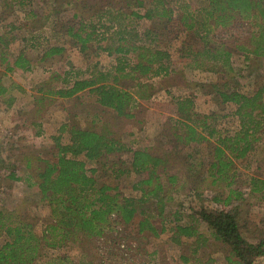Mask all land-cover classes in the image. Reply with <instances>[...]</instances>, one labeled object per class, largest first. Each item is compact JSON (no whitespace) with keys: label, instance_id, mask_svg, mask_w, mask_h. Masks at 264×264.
I'll list each match as a JSON object with an SVG mask.
<instances>
[{"label":"rangeland","instance_id":"374dc122","mask_svg":"<svg viewBox=\"0 0 264 264\" xmlns=\"http://www.w3.org/2000/svg\"><path fill=\"white\" fill-rule=\"evenodd\" d=\"M20 1L0 0V53L7 55L9 61L18 53H23L30 66L28 69L5 71L4 65L0 64V83L6 87L0 95L2 212L27 215L33 222L35 233L45 234L51 222L50 207L40 199L38 188L29 176L30 169L25 168L26 157H29L31 165H40L41 159L54 160L56 137H60V142H67L68 129L72 125L112 134L118 139L120 148L106 154L100 162L88 161L83 156L80 158L85 161L87 171L96 169L94 175L98 182L116 186L124 196L139 197L137 186L141 174L130 169L132 151L154 146V150L163 152L166 146L173 144L169 140L172 126L176 125V131L182 133V128L175 123L180 119L175 100L190 98L196 128L206 137L213 132L207 137L209 142L178 143L179 154L168 162V169L165 168L167 174H177L176 182L170 185L166 176L161 175L166 194L160 217L162 221L158 216L151 217V220L158 229L162 224L165 230L157 236L148 231L139 233L136 224L139 215H136L132 222L118 225L100 240L86 244L85 250L95 261L101 255L114 258L113 254L123 253L120 261L118 257L104 264H129V261L136 264H229L227 246L211 238L203 224L195 223L188 217L191 207L218 209L224 206L223 201L228 194L230 200L225 206L236 211L243 236L251 242L264 236V185L259 191H251L249 185L252 176L264 180V130L255 148L246 157L234 160L227 178L211 182L207 173L217 135L232 134L238 129L235 104L221 102L217 90L225 83L231 89L252 93L264 81L263 57L246 58L241 51H235L230 57V76L221 71L192 67L191 57L185 54L202 46L200 35L204 28L206 0H163L164 6L172 11L169 21L153 17L152 20L127 18L122 22V27L126 26V29L135 26L142 43L167 49L174 69L167 75H151L138 80L121 78L118 81L119 86L133 97L131 109L134 116L129 119L110 111L102 113L95 102L96 96L86 90L71 97L51 93L67 86V82L75 77L89 75L93 69L112 72L116 58L120 56L97 49L98 43L94 39L87 43L85 50H79L65 30L67 25L77 21L72 18L77 0H26L24 4ZM149 1L145 3L148 5ZM116 3L124 5L123 0H119L120 4ZM29 7L36 14L26 18L24 12ZM51 8L54 16L49 12ZM137 10L141 14L144 8ZM89 15L85 10L78 11V17L91 18L95 22V15ZM182 15L191 18V30L182 26L179 19ZM101 20L107 26L113 22L106 35L115 39L118 23L110 22L106 15ZM45 43L62 50L41 60V48ZM125 57L130 62L135 59L133 53ZM64 72L68 74L62 78ZM40 87L42 90H38ZM114 163L126 168V171L115 176L112 171ZM12 171L13 178L10 176ZM214 197L219 201H214ZM147 204L153 206L149 201ZM178 209L182 216L175 221L172 212ZM175 223L196 226L197 231L205 235L206 241L201 244L196 234L180 235L179 242L172 241L170 227ZM2 239L3 233L0 234V241ZM79 245L75 238L68 239L61 247H51L43 242L39 256L31 264H46L47 257L62 253L75 260L82 252ZM254 264H264V257L256 258Z\"/></svg>","mask_w":264,"mask_h":264},{"label":"trees","instance_id":"16d2710c","mask_svg":"<svg viewBox=\"0 0 264 264\" xmlns=\"http://www.w3.org/2000/svg\"><path fill=\"white\" fill-rule=\"evenodd\" d=\"M25 1L20 2L24 4ZM116 2L119 3V0H77L75 11L72 13V18L77 21L67 25L65 29L81 51L94 39L98 43L97 49L119 54L113 71L102 72L93 69L89 71V75L75 77L71 82H67V86L59 87L51 93L59 97H71L86 90L96 96L95 102L102 113L110 111L122 116L123 119H129L134 116L131 109L133 97L129 91L119 86L118 81L121 78L138 80L151 75H167L174 72V69L171 67L167 49L142 43V37L138 35L135 26L126 29V26L122 27V22L127 18L152 20L153 17L169 21L172 11L164 6L163 0H150L148 5L145 3L146 0H123L124 5L120 3L118 5ZM206 2L202 22L204 28L200 35L202 46L185 54L191 57L192 67L221 71L225 76H230L232 72L230 57L235 51H241L246 58L263 57L264 68V0H206ZM140 8H144L141 14L137 10ZM51 10L53 9L51 8L49 12L54 16V11ZM80 10L89 12L88 17L95 15L96 21L78 17ZM24 13L28 18L35 15L36 11L29 7ZM105 15L110 22L118 23L115 39L106 35L113 22L108 26L104 25L101 19ZM179 19L186 30H191L193 23L190 17L182 15ZM61 50V47L45 43L41 48L40 59L59 54ZM129 53L134 54L135 59L132 62L125 57ZM0 64L4 65L5 71L30 67L23 53H18L10 61L7 55L0 53ZM66 74L68 73L64 72L62 78ZM136 84L139 85L138 82ZM5 91L6 87L0 83V95ZM217 93L221 102L235 104L238 129L232 134L217 135L208 162L207 173L211 177V182L227 178L234 160L246 157L262 139L264 130V81L249 94L231 89L225 83ZM175 106L177 116L180 118L175 123L182 128V133L176 131V125L172 126V137L170 136L169 140L174 143L166 146L163 152L154 150V146L132 151L130 169L141 174L137 186L140 190L139 197L124 196L119 193L116 186L98 182L94 175L96 169L91 168L87 171L85 161L80 158L83 156L88 161L98 163L106 154L117 151L120 142L112 134L107 135L88 127L72 125L68 129L67 142H60V137H56L54 160L41 159L40 165H31L29 157H26L25 168L30 169L29 176L38 188L40 199L50 207L51 222L46 227L45 234L38 235L27 215L4 213L0 210V234L3 233V239L0 241V264H31L39 256L40 245L43 242L51 247H61L70 238L80 242L81 255L74 260L64 253L57 254L47 257L46 264H104L118 257L120 261L124 255L118 250L119 254H113L114 258L101 255L95 261L89 257L85 245L100 240L118 225L132 222L136 215H139L136 222L139 233L148 231L157 236L163 232L165 230L163 225L161 224L158 229L151 220L154 216L162 217L165 206L166 194L161 175L166 176L170 185L176 182L177 174H167L165 168L168 169V162L179 154L178 143L183 145L192 142L204 143L213 132L206 137L196 128L190 98L176 99ZM188 120L191 122H187ZM112 167L115 176L126 171V168L118 167L115 163ZM10 176L13 178V171ZM249 185L251 191H259L264 185V180L252 176ZM213 200L219 201L217 197ZM229 200L228 194L223 201L224 206L218 209L191 207L188 217L195 223L203 224L211 238L227 246L229 264H254L256 258L264 257V236L255 242L243 236L236 211L225 206ZM148 201L153 206L147 204ZM172 214L175 221L182 216L179 209ZM171 228L173 235L170 239L174 242H179L180 235L195 234L200 238L201 244L206 241L205 235L199 233L197 227L191 224L175 223ZM129 264L136 263L129 261Z\"/></svg>","mask_w":264,"mask_h":264}]
</instances>
